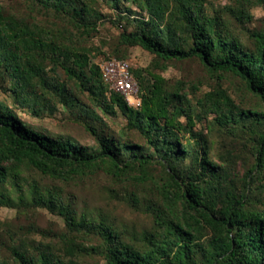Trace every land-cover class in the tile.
<instances>
[{
  "label": "trees",
  "instance_id": "1",
  "mask_svg": "<svg viewBox=\"0 0 264 264\" xmlns=\"http://www.w3.org/2000/svg\"><path fill=\"white\" fill-rule=\"evenodd\" d=\"M28 1L31 9L66 21L72 30L58 37L37 21L17 18L0 7V71L10 79L20 105H36L40 94V99L59 100L79 119L85 117L96 145L83 146L71 138L40 133L0 102V184L17 187L22 166L62 181L90 176L103 167L112 177L126 180L139 174L143 175L140 179L147 178V168L159 163L165 178L160 185L155 183V200L145 204L153 217L152 229L144 231L137 242L101 219L97 222L84 213L77 217L57 190L32 186L26 199L57 212L67 231L57 246L43 244L33 251L11 247V261L0 256V264H80L77 256L86 251L79 242L83 236L97 238L98 245L89 250L101 255L106 264H264V132L255 140L253 165L242 186H231L222 166L211 161L203 135L192 130L195 117L178 84L169 90L158 77L146 87L141 74L131 67L141 87L140 108L129 107L122 96L109 92L99 63H91L90 52L72 38L74 29L82 38L97 32L100 15L93 5L98 0ZM111 1L116 8L120 1L128 2L146 17L134 19L136 29L119 35L121 47L138 46L163 63L197 59L217 81L227 73L238 77L258 100L261 111H236L219 87L207 93L200 106L216 114L219 126L231 130L248 120L264 125V15L260 28L249 33L251 46H247L221 11L206 12L205 0ZM255 7L264 12V0H235L229 11L243 24L251 21ZM109 58L128 61L118 51L104 60ZM45 62L53 71L61 68L65 80L48 75ZM79 94L105 115L118 110L126 118L125 130L137 132L145 146L120 143L97 132L93 123L102 118ZM182 117L186 124L179 121ZM16 201L23 202V193L14 198L0 188V206L15 208ZM129 201L138 207L137 196L131 194Z\"/></svg>",
  "mask_w": 264,
  "mask_h": 264
},
{
  "label": "rangeland",
  "instance_id": "2",
  "mask_svg": "<svg viewBox=\"0 0 264 264\" xmlns=\"http://www.w3.org/2000/svg\"><path fill=\"white\" fill-rule=\"evenodd\" d=\"M0 7L17 18L37 21L58 37L66 36L65 31L72 30L66 21L44 13L43 10L31 9L28 0H0ZM234 7L235 0H205L206 12L213 14L221 11L229 21L232 31L247 46H251L248 35L260 28L263 9L253 8L251 21L240 24L229 11ZM93 8L100 15V19H96L99 23L97 32L91 37L82 38L74 29L72 38L75 44L90 52V61L93 64L100 63L107 56H112L118 51L119 55L130 62L133 72L141 74L142 85L146 87L158 77L164 79V86L169 90L178 84L181 94H186L195 117L192 130L201 133L205 138L210 149V159L222 166L227 183L240 188L244 175L253 165L255 140L261 132H264V125H257L256 122L248 120L234 126L232 130L219 126L216 114L204 111L200 102H203L207 93L216 92L217 87L230 98L236 111L259 112L262 107L258 100L246 90L244 83L238 77L227 73L217 81V77H212L197 59L163 63L138 46L121 47L118 44L119 35L123 31L131 32L136 29L134 19L146 18L130 3L120 1L116 8L111 0H98ZM68 38L71 37L68 35ZM163 65L167 68L163 69ZM44 67L48 75L55 74L61 80H65L61 68L53 71L52 65L48 62L44 63ZM37 97L33 99L38 100L36 105L30 107L20 105L11 89L10 79L0 71V102L12 109L22 121L36 131L51 137L71 138L88 147L96 145L95 138L86 129L85 117L79 119L76 112L65 108L55 98L49 96L40 99L42 97L40 94ZM79 98L84 104L94 108L86 95L79 94ZM94 110L102 118V122L93 123L97 132L110 135L120 143L131 142L145 146L144 139L137 132L125 130L126 118L118 110L112 116L105 115L99 107ZM179 121L186 124L184 117L179 118ZM188 162L189 159H186L185 163ZM137 173L139 172L136 170ZM139 175L134 179L115 178L107 174L102 167L90 176L62 181L44 176L32 168L20 167L17 187H12L9 183L4 186L0 184L1 190L9 191L14 198L23 193V202L16 201L15 208L0 206V256L11 261V247L24 246L29 251H33L43 244L57 246L61 242V236L67 231L64 219L57 212L37 207L29 198L26 199V194L32 186L38 187L39 190H57L65 200V204L71 203L77 217L84 213L97 222L101 219L127 239L137 242L142 238L144 231L152 229L153 217L146 211L145 204L157 197L155 183L160 185L163 182L164 166L154 163L147 168V178L140 179L143 175ZM138 176L139 180H137ZM131 194L137 196L138 207L130 203ZM208 199L213 201V195ZM79 242L86 250L77 256L80 264H106L101 255L89 250L91 246L96 248L98 245L96 237L83 236Z\"/></svg>",
  "mask_w": 264,
  "mask_h": 264
},
{
  "label": "built area",
  "instance_id": "3",
  "mask_svg": "<svg viewBox=\"0 0 264 264\" xmlns=\"http://www.w3.org/2000/svg\"><path fill=\"white\" fill-rule=\"evenodd\" d=\"M99 67L102 81L107 85L109 92L119 94L129 107L139 109V86L131 73L130 62L109 58L100 62Z\"/></svg>",
  "mask_w": 264,
  "mask_h": 264
}]
</instances>
